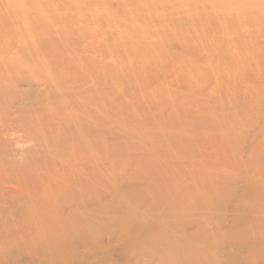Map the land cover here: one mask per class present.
<instances>
[{"label": "rangeland", "instance_id": "374dc122", "mask_svg": "<svg viewBox=\"0 0 264 264\" xmlns=\"http://www.w3.org/2000/svg\"><path fill=\"white\" fill-rule=\"evenodd\" d=\"M143 2L0 0V68L11 65L14 80L12 99L0 97V139L8 144L0 162V264H167L164 257L170 256L169 264H175L173 259L180 258L179 248L184 244L188 250L191 246L198 249L202 257L198 264H264V233L259 230L264 228V196L243 198L246 188L257 193L264 182V0ZM233 62L244 69L240 71ZM59 68L78 69L77 76L81 75L74 92L91 89L100 96L94 104H106L104 117L85 109L75 119L65 117L63 125L49 117L55 101L49 90L62 86ZM217 95L222 103L213 102ZM163 96L169 98L153 101ZM142 102L145 106L139 107ZM177 110L179 115L171 113ZM141 113L149 123L146 128L126 127L124 121L137 122ZM119 118L125 127L116 121ZM168 118L169 145H153L164 139L160 128ZM76 119L95 133L85 152L93 158L81 153L68 166V160L60 165L40 164L35 176L27 173L24 161L36 160L30 157L31 151L44 155L40 163L50 162L51 154L66 153V147L51 151L44 145L50 142L48 138L37 140L45 137L47 125L69 129L75 125L69 122ZM98 122H106L110 130L101 133L106 127L98 128ZM138 133L145 135V141L130 138ZM173 140L178 142L175 146L180 147L182 161L172 156ZM165 161L169 163V197L160 202L159 217L153 220L147 217L152 192L145 188L135 195L132 192L145 168L155 172L154 178L166 173ZM173 167L183 170L182 185L188 188V196L192 194L177 224L167 219L171 206L180 199L178 191L170 188ZM258 167L261 176L254 170ZM98 171L111 174L103 179L105 183L96 185L94 173ZM87 176H91L89 182ZM71 181L81 188L90 186L98 203L125 198L123 206L135 210L126 217L136 215L143 223L145 241L140 242V251L132 249L137 227L128 219L124 225L134 228L132 232L106 225L86 239L78 230L86 224L65 227L56 221L40 230L33 226L26 206L33 198L41 202L36 211L42 220L50 221L54 215L65 222L77 213L76 207L60 203L62 194L74 184ZM206 188L214 189L203 191ZM57 190H62L59 195ZM205 198L216 208L215 217L210 214L197 221L201 216L198 205L203 201L210 206ZM58 229L64 232L53 245L50 241L60 235ZM34 234L38 237L33 242ZM258 234L263 238H255ZM223 236L234 240H208L220 237L222 241ZM157 237L167 238L163 255L156 250L158 244L152 252Z\"/></svg>", "mask_w": 264, "mask_h": 264}, {"label": "bare ground", "instance_id": "6f19581e", "mask_svg": "<svg viewBox=\"0 0 264 264\" xmlns=\"http://www.w3.org/2000/svg\"><path fill=\"white\" fill-rule=\"evenodd\" d=\"M139 1L143 2L144 0H139ZM139 3L142 4L141 2H139ZM139 6H141V5H139ZM126 8H128V7H126ZM126 8H125V10H126ZM149 14H152V13H149ZM149 14H148V17L150 16ZM157 17L159 18V21H160V17L161 16L157 15ZM148 20H149V18H148ZM60 30H62V29H60ZM52 32L53 33H61V31H59V30H53ZM232 52H234V50H232ZM234 55L236 56L237 54L234 53ZM233 63H235L236 66L240 67V71H242L244 69L238 63H236V62H233ZM46 67L47 66H44V68H46ZM78 67H80V66H78ZM12 70L13 69H12L11 65H9V66L3 65L0 68V97H1V99L9 98V96H10V100L12 99V97H11L12 91L11 90H12V87H13L12 84L14 83L13 82L14 80L11 79L12 78V75H11ZM59 70L57 69V71L59 73V81H60V85L59 86H61V85L62 86L59 89H57L56 91L49 90L50 99L55 100L52 103L51 107L49 108L50 109L49 113H51V115L49 117H51L54 121H56L58 125H63L64 122H67L66 118L69 121V119H75V117H78V115L80 116V113L83 112L84 109L85 110H89V112L91 114L94 113L96 115L104 117L106 115L105 114L106 113V104L105 105H98V106L94 104L95 101H96L95 99H98L100 96L96 97L95 93L90 91L91 89L84 90L81 94H78V93L74 92L76 90L77 79L81 75L80 74L79 76H77L78 69L76 68L73 71H67V70H64L62 68H59ZM45 71H48V70H45ZM140 75H141V73L138 74V76H140ZM134 80H135V77H129V81H134ZM97 83H98V85H101L99 79H98ZM51 91H53V92H51ZM99 95H101V94H99ZM167 98H169V97L168 96L158 97L156 100H153V101L155 102L157 100H165ZM144 102H142V104L139 107L145 106ZM213 102H216V103L217 102H221L222 103L223 100L220 98L219 95H217L215 97L213 96ZM135 105H136V103H135ZM129 106L133 107V108L135 107L133 105H129ZM98 112H100V113H98ZM171 113L176 116V115H179V113H181V111L177 110L176 112H171ZM141 117H143V118H141ZM164 118H166V117L164 116ZM118 120H119V123L121 124V126H123V127H125L124 124L126 125V127H128V125H130V124H138V126L144 127V128H146L149 125V123H146L145 116L142 115V113H141V115L138 116L137 122L130 121V120L128 121L127 120V121H124V124H123V119L119 118L116 121L118 122ZM69 123L71 125L75 124L73 126V128H69V129L67 127L64 128L65 126L62 128V126H61L60 129H59V127H54L53 125H47L49 127L44 132L45 137H40V138L37 137V140L40 139V141H43V140L46 141V138H48L50 140V142L48 144L44 143V145L47 146L48 148L52 149L51 151L54 150L55 152H57V148L58 147H66L67 150H66V153L64 154V156H59V157L55 156V157H53L52 154L51 155L49 154L51 156V158H49L51 161L47 162L45 160L44 163H40L39 161L41 159H44V158H42V156H44V155L39 154L38 151L35 152V150L31 151L30 152V155H31L30 157H35L36 160L31 161V162H28V160L24 161V164H23L22 168L25 171H27V173L35 176L37 174V172H36L37 169L36 168H38L37 166L40 165V164L42 165V164L54 163V164L60 165V164H65V162L68 160L69 162L66 163L67 166H68V164L71 163L70 160L71 159L72 160L75 159L76 155L81 154V153L86 156V159H88V158L92 159L93 158V156L86 155L85 152L88 150L90 143L92 141H94V139H92V138H93V135H95V133H93V131L91 129H89V128H84L81 125V123H80V121L78 119H76L75 121L69 122ZM1 124L2 123L0 122V127H1ZM102 125H104L106 127V129H100V132L101 133H107V131H109L110 128L107 127L108 125L106 126V122L105 123L98 122V126H100L98 128H102ZM236 125H235V127H236ZM131 127H134V126H131ZM170 128H171V126L169 127V118H168V119L165 120V124L161 125V128H160V129H163L161 131H164V133L159 131V132L162 133L161 135H162V137L164 139L160 143L154 142L153 145H155V146H160V145H163V144H168L169 145V130H170ZM240 128H243V130H244L245 126L242 125ZM260 128H262V126ZM220 130L225 131V128L220 129ZM83 131H85L86 133L83 132ZM116 134H120V132L118 131ZM123 136L124 135H122L121 138H123ZM134 137H135V140L145 141V138H144L145 135H143V134L138 133V134H135V135L132 134V136H130V138H133V139H134ZM175 144H178V142L173 140L172 148H171V152L173 151L172 156L175 154L176 155L175 158L177 160L180 159L182 161L183 158H180L181 152H179V148L180 147L175 146ZM5 149H8V144L6 142H4L3 140L1 141V139H0V162H2L4 156H6L5 153H3L4 151L6 152ZM202 152H204V151H202ZM206 155H207L208 159L211 158L210 156H213L212 153H210V156H209V154H206ZM166 161H167V159H166ZM166 161H165V163L163 165V167H165L164 171H166V173L159 174L158 175V176H160L159 178H154L155 177L154 176L155 172L152 173V169L145 168L146 172L144 173V175L139 176L136 179L135 184H134L135 186L133 188V192H132L131 189L128 188L129 194L132 192V195L140 193L141 188H145L146 191L148 189L150 192H152V194L154 196L153 197L154 199H153V201L150 204V206H151L150 211L148 209L147 217H151L152 216L153 220H156L159 217L158 209H159L160 202L162 200H164V199H167L169 197V193H168L169 192V163L166 162ZM145 162H147L146 159H145ZM6 165H7V163H6ZM261 165H263V163H261ZM263 167H264V165H263ZM2 168L3 167L0 166V170ZM39 168H40V166H39ZM19 169H21V167H19ZM259 169L261 170L260 167H258V169H254V170L259 176H261V174L263 175V172H259L258 173L257 171H259ZM172 170H173L171 172V173H173L172 179H171L172 180V183H171L172 185L170 186V188L171 189H175V190L178 191V196H180L179 197L180 199L177 198L179 201L177 200L171 206V209H170V212H169L170 217L168 216L167 219L169 221L174 220L175 223L177 224L181 220V217H182L181 215H183L184 212H185V200H186V198L187 199L191 198L192 194L188 196V194H190L189 191H188V188H186V187H184V185H182V183H183L182 181H183V179H185L184 177H180V176H183V173H182L183 170L178 168V167H173ZM18 171H21V170H18ZM99 172L100 171L94 173V175H96L95 178H94V180L96 179V181H95L96 185H98L99 183H105V180L103 181V179L104 178H108V174H111V173L107 174V173H103V172L99 173ZM140 174H142V172ZM57 176H59V175H57ZM84 178L87 179V181L89 182V180L91 179V176H87V177H84ZM57 180L60 181V178L56 179V181ZM72 181H71V184L72 183H74V184H72V185H70L68 187V190H66L62 194L61 199H60L61 200L60 203L62 205L63 204H65V205L68 204V205L76 207L74 211L77 212V213L74 214V215H70L71 220L63 222L62 220H60L58 218L55 219L54 215H52L50 217V221H48V219H46V220L43 219L42 220L37 215V211H36L37 209H39V204H41V202L38 201L39 200L38 198H33L31 200V202L26 205L28 211L30 212V214L32 216V217H30V219L33 220V226L36 227L37 230H40V229L46 228L47 227L46 224H48L50 222H56V221H58L61 224L65 225V227L69 226V225H71L73 223L86 224V226L84 228H82V227L78 228V230H81L80 237L83 238V239H86V238H91L92 236L96 235L97 231L100 230V226H104L105 227L106 225L108 226L106 228H110V229H117L118 228L120 231L125 230V231H128V233H129V230L131 231L134 228L130 229V227H128V229H126V227H125L126 225H124V223H125V220L128 219L130 221V224L134 223V227H137L136 232L133 233L135 238H134V240L133 239L131 240L133 242V243L131 242L132 243V249H135V251H140V249H141L140 242L145 241V236H143V233H142V225H143V223H142V220H139L138 217H136V215L134 217H126L127 216V212L129 211L128 209H130V207L128 208V207L123 206V203H124L123 200L125 198L124 199L119 198V200L116 199L115 202L110 203V204L98 203L97 202V201H99L98 200V196H96L94 194L93 190H92L93 191V193H92L90 186L85 185L86 186L85 188H81L77 182H72ZM79 181H82V180H79ZM261 181H264V180L262 179ZM55 184H57V183H54V185ZM106 184H107V182H106ZM263 184H264V182L262 183V185ZM216 185H218L217 182L213 186L216 187ZM262 185L258 187L259 189L257 190V193L252 192L249 187L246 188L245 191H244V194H243L244 200L249 199L252 195L253 196H258L257 198L263 197L264 195H262L263 194L262 193V187H263ZM56 188L57 187H55L54 189H56ZM152 188L154 190H152ZM210 189L213 190L214 188H206V190L204 189L203 191H209ZM19 190H21V189H19ZM47 190H49V188ZM61 191L57 190V191H55V193L57 195H59V193ZM141 193L144 194V192H141ZM200 195H202V194L200 193ZM53 199L54 198L51 199V204L54 205V200ZM205 200L210 204V206L206 202L203 205V201L198 205V207L201 208V210H200L201 213H199V214L201 216H203V217L200 216L199 218L196 219L197 221L201 220V219H203L205 217L206 218L209 217L210 214L214 215L213 217H215L216 208L211 207L212 206L211 203L206 198H205ZM47 204H50V203H47ZM53 205H51V209L54 208ZM131 207L135 208V209L137 208L135 206H131ZM134 212H135V210L131 211L130 213H134ZM82 215H83V217H81ZM105 220H108L107 224H104ZM101 221H103V222H101ZM185 221H187V220H185ZM201 222H203V220ZM263 229L264 228L259 229V230H262L260 232L264 233ZM58 232H59L60 235L59 236H55V238L52 241H50L53 245H57L58 244V242H59L58 240L59 239H57V238L62 236L64 230L63 229H58ZM128 233L125 234V236H124L125 240H126L127 235L128 236L130 235ZM37 237H38V235L34 234V235H32V237H31L32 239L31 240H33V242H34ZM223 237L224 238H222V241L220 240V237H213V239H208V240H212V241H215V242H218V243H229L232 240H234V239H232L231 241H229L228 240L229 236H223ZM255 238H263V237L258 234V236L255 237ZM205 240H206V238H205ZM151 242H152V240H151ZM155 242H156V244L153 246L152 252H153V250H155V246L158 244L159 247L157 246L156 250H158L159 253L161 255H163V253H165L166 249H167V244H168L167 243V238L166 237H157ZM231 244H233V242ZM30 245L33 246L34 243H30ZM181 249H182L183 253L178 256L180 258H176V257H174V259L172 258L173 260H175V261H173L175 264H195V263L198 264V260L202 261V257H198L199 256L198 249H196L194 246H191L189 248V250H188V246H186L184 244L183 247L179 248V250H181ZM62 250H64V249H62ZM164 255H166V254H164ZM154 256L155 255H153V257ZM194 256H196V257H194ZM53 258L55 259L57 257H50L49 260H52ZM164 258L167 261V264H169V258L171 259V256L170 257H164ZM192 258H194L195 262L192 261ZM230 263H232V262H230Z\"/></svg>", "mask_w": 264, "mask_h": 264}]
</instances>
